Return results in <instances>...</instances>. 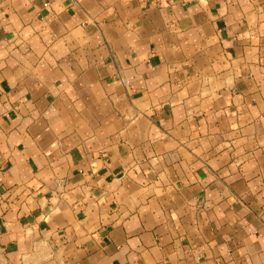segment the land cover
<instances>
[{
    "label": "crops",
    "instance_id": "obj_1",
    "mask_svg": "<svg viewBox=\"0 0 264 264\" xmlns=\"http://www.w3.org/2000/svg\"><path fill=\"white\" fill-rule=\"evenodd\" d=\"M0 264H264V0H0Z\"/></svg>",
    "mask_w": 264,
    "mask_h": 264
}]
</instances>
